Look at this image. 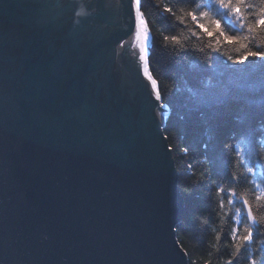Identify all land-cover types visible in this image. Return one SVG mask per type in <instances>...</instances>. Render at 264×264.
Segmentation results:
<instances>
[{
    "label": "water",
    "instance_id": "obj_1",
    "mask_svg": "<svg viewBox=\"0 0 264 264\" xmlns=\"http://www.w3.org/2000/svg\"><path fill=\"white\" fill-rule=\"evenodd\" d=\"M136 28L131 0H0V264H188Z\"/></svg>",
    "mask_w": 264,
    "mask_h": 264
},
{
    "label": "trees",
    "instance_id": "obj_2",
    "mask_svg": "<svg viewBox=\"0 0 264 264\" xmlns=\"http://www.w3.org/2000/svg\"><path fill=\"white\" fill-rule=\"evenodd\" d=\"M195 3L203 5L207 0ZM195 3L141 0L140 5L148 33L145 69L157 80L161 103L168 109L161 131L167 137V146L172 148L184 207L175 226V238L188 264H227L235 251L231 230L237 227L236 209L242 208L241 200L233 198L232 205L227 203V193L235 192L249 201L260 223L254 229L252 242L242 247L233 264H250L253 260L264 264V198L256 200L260 194L257 184L264 188V61L249 57L244 64L232 63L228 58L241 57L246 49L239 43L225 41L219 31L209 37L184 16L195 9ZM205 10H196L197 15ZM181 16L183 23L177 19ZM210 16L219 19L211 12ZM254 20L249 15L245 24ZM200 22L212 31L207 19ZM221 26L226 34L240 38L247 49L255 51L260 46L264 50V30L249 35L246 28L240 29L239 24L226 20L221 21ZM165 36L169 39L165 40ZM244 36L249 39L243 40ZM172 37L179 43L173 44ZM184 147L189 150L186 156L181 151ZM245 165L252 167L253 172H247ZM232 173L239 182L229 184ZM218 187L226 189L222 194L223 209L219 206L221 196L216 194ZM247 222L243 213L238 225L241 235L245 234Z\"/></svg>",
    "mask_w": 264,
    "mask_h": 264
},
{
    "label": "snow or ice",
    "instance_id": "obj_3",
    "mask_svg": "<svg viewBox=\"0 0 264 264\" xmlns=\"http://www.w3.org/2000/svg\"><path fill=\"white\" fill-rule=\"evenodd\" d=\"M182 3H187L189 5L195 3V0H180ZM132 6L136 9V20H137V28L139 30V26L143 25L145 22L142 19V13L140 9L141 0H131ZM201 7L205 8V11H200L197 15L196 10L200 9ZM252 10V11H249ZM165 11L172 12L171 8H165ZM210 12L214 15L219 16V19H213L210 16ZM249 15H253L255 17V20L253 23L245 24V21L247 20ZM186 17H190L193 22L196 23V26L206 32V34L211 37L216 31H219V35L224 38L225 41H232L240 44L241 48L246 49L243 56L238 57L236 59H233L232 57H229L228 59L232 61L234 64H244L246 61H248L249 57L254 58L258 61H264V50H260V46H257V50L253 51L251 49H247V45L244 44L240 38L228 35L223 30L221 26V21L226 20L229 23L236 25L239 24L240 29H247V32L249 35L254 34L258 29L264 30V0H259V3L253 2V0H207V3L201 5L199 3H195V9L192 11H188L184 14ZM184 16L178 17L177 19L180 20L181 23L184 22ZM234 18V19H230ZM202 19H207L209 24L213 26L212 31L208 30V26L204 23H201L200 21ZM193 36H196V32H192ZM137 39H140V36H137ZM165 40H168L169 37L165 36ZM172 43L178 44L179 41L176 39V37H172ZM249 36H244L243 40H248ZM144 42L148 41V35L147 31L145 30L144 36H143ZM220 41L219 39L216 40V44L219 45ZM123 47V45H121ZM213 50H217L216 48H213ZM141 59H144V53L145 48L144 46L141 47ZM144 75L147 77V80L150 82V87L153 93V97L156 102L159 103V106L161 108L165 107L163 103H160L162 101L161 92L158 86L157 80H155L147 70H145ZM167 139V137H165ZM168 151L171 153L172 148L169 147ZM181 151L186 156L188 153V148L184 147L181 149ZM240 162L243 163L244 159L243 156L240 157ZM213 162L211 159H209V164L211 165ZM247 172L252 173L253 168L245 165ZM188 168L191 169L192 165L191 163L188 164ZM211 173V169L209 170ZM219 175V174H218ZM209 179H211V174H209ZM228 182L231 184L232 182H239V177L235 175V173H232L228 177ZM257 189L259 190L260 194L256 196V200L260 201L262 198H264V188H261L259 184H257ZM226 192V189L223 187H218L217 189V196H221L220 201V208H224L223 203V193ZM228 199L227 203L229 205H232L234 202V199L241 200L243 208H237L236 209V225L237 227H233L231 230V239L235 242L234 248L235 251L231 254V259L228 260L227 264H233V260L236 259V256L238 253H240L242 247L252 242L254 238V229H256V226L260 223L256 217L253 215V210L251 205L249 204V201L247 199H244L243 197L237 196L235 192L227 193ZM244 211L247 212V223L244 226V233L243 235L240 234L238 225L241 223V220L243 219V213ZM220 239V236L217 235V240ZM250 264H256L255 260L251 261Z\"/></svg>",
    "mask_w": 264,
    "mask_h": 264
},
{
    "label": "bare ground",
    "instance_id": "obj_4",
    "mask_svg": "<svg viewBox=\"0 0 264 264\" xmlns=\"http://www.w3.org/2000/svg\"><path fill=\"white\" fill-rule=\"evenodd\" d=\"M115 1H114V3H113V5H112V7H111V9H110V13H112V12H114L115 13V11H116V9H115ZM120 25H121V22H120V20H119V17L118 16H115V14H114V26L116 27V28H119L120 27ZM136 39H137V36H139V34H138V28H136ZM139 41H140V39L138 40L137 39V46H138V54H139V58H140V60H142L141 59V47H140V44H139ZM144 56H145V53H144ZM145 61H144V67L142 66V69H141V75L143 76V78H144V80L146 81V83H147V85H148V87L150 88V90H151V87H150V82L147 80V77L144 75V73H145ZM151 92H152V90H151ZM153 94V93H152ZM156 112L159 114L160 113V110H155V114H156ZM157 115V114H156ZM160 116V118L159 119H161V117H162V113L159 115ZM165 117V116H164Z\"/></svg>",
    "mask_w": 264,
    "mask_h": 264
},
{
    "label": "rangeland",
    "instance_id": "obj_5",
    "mask_svg": "<svg viewBox=\"0 0 264 264\" xmlns=\"http://www.w3.org/2000/svg\"><path fill=\"white\" fill-rule=\"evenodd\" d=\"M145 30H146V28H145V25L143 24V25H140L139 26V32H138V34H139V36H140V41H139V44H140V47H142V46H144V48H145V56H144V59H145V57H146V50H147V47H148V41L147 42H144V40H143V36H144V32H145ZM147 31V30H146ZM147 35H148V33H147ZM165 108H166V106H165ZM167 109V108H166ZM162 113V111L158 114L157 112H156V114L157 115H155L156 116V119H157V122H159V118H160V114ZM164 113V112H163ZM168 113V109H167V112L165 113V114H167ZM166 116V115H165ZM163 123H164V118H163ZM163 126V125H162ZM174 230H175V228H174Z\"/></svg>",
    "mask_w": 264,
    "mask_h": 264
}]
</instances>
